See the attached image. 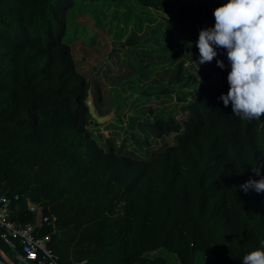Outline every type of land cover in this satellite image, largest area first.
I'll return each instance as SVG.
<instances>
[{"label":"trees","instance_id":"trees-1","mask_svg":"<svg viewBox=\"0 0 264 264\" xmlns=\"http://www.w3.org/2000/svg\"><path fill=\"white\" fill-rule=\"evenodd\" d=\"M74 1L0 0V197L12 221L49 236L57 264H242L264 240V193L239 188L264 164V116L241 120L218 99L225 51L207 63L214 78L158 93L177 94L186 114L149 124L175 143L149 158L122 154L89 130L90 82L67 38ZM136 2L197 41L227 0ZM0 250L17 264L19 243L12 251L0 240Z\"/></svg>","mask_w":264,"mask_h":264},{"label":"rangeland","instance_id":"rangeland-1","mask_svg":"<svg viewBox=\"0 0 264 264\" xmlns=\"http://www.w3.org/2000/svg\"><path fill=\"white\" fill-rule=\"evenodd\" d=\"M67 13L77 70L89 79L94 111L105 117L98 126L92 119L93 138L141 159L173 145V134L159 137L149 124L160 116L180 122L186 114L177 94L158 93L168 88L181 95L191 89L185 86L189 76L201 85L205 75H216L207 63L197 70L190 63L199 55L193 35L176 30L161 13L136 0H75ZM0 256V264H11L1 250Z\"/></svg>","mask_w":264,"mask_h":264},{"label":"clouds","instance_id":"clouds-1","mask_svg":"<svg viewBox=\"0 0 264 264\" xmlns=\"http://www.w3.org/2000/svg\"><path fill=\"white\" fill-rule=\"evenodd\" d=\"M215 24L199 30L195 46L198 49L196 70L210 63L223 49L230 70L228 91L218 98L225 107L231 105L233 115L241 120H260L264 116V0H227L212 13ZM217 67L224 62L216 59ZM264 164L252 168L257 179L249 178L239 185L245 194L252 190L264 193ZM242 264H264V240L259 247L243 256Z\"/></svg>","mask_w":264,"mask_h":264},{"label":"built area","instance_id":"built-area-1","mask_svg":"<svg viewBox=\"0 0 264 264\" xmlns=\"http://www.w3.org/2000/svg\"><path fill=\"white\" fill-rule=\"evenodd\" d=\"M10 199L0 197V240L10 250L16 249L17 243L21 245V252L15 255L17 264L35 262L36 264H57V258L48 247L49 236H36L35 226L27 224L17 226L11 219ZM27 209L36 212V205L28 203ZM47 223L48 218L44 217Z\"/></svg>","mask_w":264,"mask_h":264},{"label":"water","instance_id":"water-1","mask_svg":"<svg viewBox=\"0 0 264 264\" xmlns=\"http://www.w3.org/2000/svg\"><path fill=\"white\" fill-rule=\"evenodd\" d=\"M85 106L88 110V114L90 115L91 119L95 120L97 124L102 123L105 120V117H100L96 114L93 108L94 106L89 99H87Z\"/></svg>","mask_w":264,"mask_h":264},{"label":"crops","instance_id":"crops-1","mask_svg":"<svg viewBox=\"0 0 264 264\" xmlns=\"http://www.w3.org/2000/svg\"><path fill=\"white\" fill-rule=\"evenodd\" d=\"M6 258H7V257H6ZM7 261H9L8 258H7Z\"/></svg>","mask_w":264,"mask_h":264}]
</instances>
